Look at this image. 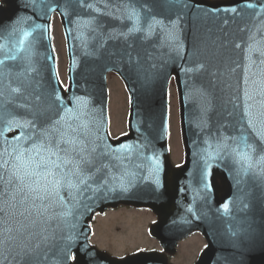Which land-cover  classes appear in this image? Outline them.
<instances>
[{"label":"water","instance_id":"95a60500","mask_svg":"<svg viewBox=\"0 0 264 264\" xmlns=\"http://www.w3.org/2000/svg\"><path fill=\"white\" fill-rule=\"evenodd\" d=\"M3 1L6 6H0V36L4 37L1 43L17 55V60H9L4 66L6 72L11 69V75H6L0 84L5 96L13 95L9 82L13 87L23 86L24 76L16 75L21 68H34L35 71L26 72L39 85L35 90L26 89L30 97L40 96L39 101L32 99V104L56 120L60 102L55 99V92H59L72 109L66 116L86 113L84 119L89 127L86 134L80 133V138L89 147L97 148L95 168L88 181L91 187L83 191L84 186H80L83 195L75 188L61 187L58 196L53 193L43 202L49 205L46 211L41 209L39 200L35 201V208L29 207L31 199L20 206L19 196L13 202L15 207L8 208L3 227H10L20 243H28L25 237L29 233L33 234L32 245L47 237V242L33 253V264H168L166 257L156 251L115 257L89 243L88 222L92 215L118 204L153 209L159 219L150 232L171 254L180 239L200 231L208 244L195 264H264V184L253 181L242 170L238 175V165L215 156L216 149L209 146L212 140L204 143L209 130L215 132L219 128L226 135L235 134L232 129L241 120L245 102L253 106L254 113L264 111L261 0H243L257 4L256 9L238 7L237 13L217 14H213V8L237 6L242 0H187L190 7L152 0L153 14L163 17L166 26L157 27L158 35L151 39L141 40L143 34L137 33L130 35L127 42L123 38H108L107 28L114 26V21L108 22L103 35H94L87 23V13L76 0ZM258 11L260 14L256 15ZM54 12L60 17L66 42L67 90L59 81L51 43ZM77 13L82 19L77 18ZM177 15L182 51L159 39L170 28L167 20L176 19ZM36 24L43 27L23 37V31H31ZM20 39L25 42L22 50L17 51ZM238 43L240 48L236 47ZM188 68L193 71L186 72ZM110 71L123 80L130 99L129 133L116 139L108 134ZM171 76L177 86L184 148L183 163L175 168L171 167L167 145ZM245 91L252 97L250 100L244 97ZM75 97L82 99L75 101ZM71 123L76 125L78 121ZM20 131L26 132L13 127L0 139L16 145L13 137ZM19 143L29 146L25 140ZM121 144L130 147L120 149ZM257 170H264V164L258 165ZM72 180L79 183L77 177ZM121 183L127 191L120 187ZM225 202L230 205L228 213L221 209ZM237 204L254 206L259 213L252 227L253 237L242 234L234 218ZM21 211L24 215L19 214ZM69 236L73 237L71 241ZM70 252L76 256L75 261L64 259ZM8 264L17 262L9 257Z\"/></svg>","mask_w":264,"mask_h":264},{"label":"snow or ice","instance_id":"6c2138e0","mask_svg":"<svg viewBox=\"0 0 264 264\" xmlns=\"http://www.w3.org/2000/svg\"><path fill=\"white\" fill-rule=\"evenodd\" d=\"M151 2L152 0H76L80 8L87 13L89 17L87 23L92 26L94 35H103L108 22L114 21L115 25L107 28L108 38L113 40L123 38L125 42L129 40L130 35L135 36L137 33L143 34L139 37L141 40L151 39L154 35H158L157 27L166 26L163 17L153 14ZM167 2L184 7L191 6L187 4V0H167ZM238 7L256 9L258 5L242 0L237 6L213 8L212 12L213 14L237 13ZM259 8L264 10V0H261ZM259 14V11L256 12V15ZM77 18L82 19L80 13H77ZM179 20L178 15L176 19H168L167 25H170V28L159 39L167 43L169 47L174 46L182 51L183 44L179 40ZM42 27L36 24L31 31H23V37L31 36L32 31ZM15 31L17 29H13V32ZM3 39L4 37H0V40ZM24 42V39L19 40L20 49L17 51L22 50ZM100 46L103 47L102 44ZM236 47L240 48L241 45L238 43ZM0 53H3L0 56V84H2L6 75H11V69L7 72L4 69L6 62L17 60V55L8 49L5 43H0ZM147 58L151 59V56L148 55ZM260 63L264 64V60H260ZM152 67L154 68L155 65L153 64ZM33 71H35L34 68L28 67L26 70L21 68L16 73L17 76H24V81L23 86L15 87L12 86V82H9L8 87L13 95L5 96L3 87H0V138H3L5 133L13 127L18 131L26 130V132L20 131L13 137L17 141L16 145H10L6 139H0V264H8L9 257L17 264H33V253L40 248L41 244L47 242V237H41L37 244L32 245L33 234L29 233L25 237L28 243H20L18 237L12 235L10 227H3L6 223L7 210L15 207L13 202L16 201L17 196L20 197L18 201L20 206L31 199L33 203L29 207L35 208L37 207L35 201L39 200L41 209L46 211L49 205L43 202L52 197L53 193L58 196L61 187L75 188L83 195V191L91 187L88 181L91 179L96 163L97 148L89 147L84 139L80 138V133L86 134L89 127V122L84 119L86 113L66 116L65 113H71L72 109L67 107V103L59 92H55V99L60 102L58 119L53 120L46 115V110L34 106L32 99L39 101L40 96L30 97L26 91L28 88L34 90L39 88V85L26 75V72ZM185 71L192 72L193 69L188 68ZM247 82L245 78L244 83ZM21 96L23 100L19 101ZM244 97L246 100L252 98L246 91ZM74 99L80 101L82 98ZM71 101L72 98H69V102ZM252 107L247 102L243 105L241 120L232 129L235 134L226 135L224 130L219 128L215 132L209 130L204 143L209 144L212 140L213 143L209 146L216 149L215 156L238 165L239 169H236L238 175L242 170L243 174L250 175L253 181L264 184V170H257L258 165L264 164V111L257 110L254 113L251 111ZM73 120L78 121V124L71 123ZM137 131L139 132V129ZM21 140H25L29 146L24 147L19 143ZM128 147L130 145H119L120 149ZM153 158L150 157V159ZM73 177L79 179L78 184L73 183ZM81 185L84 186L83 191L80 188ZM120 187L125 191L128 190L123 183ZM229 207V202L221 205L225 213H228ZM19 214L24 215V211ZM69 214L65 213V215ZM17 231L22 232L23 229H17ZM232 235L235 236L236 233ZM72 239L73 237H68L69 241ZM64 259L75 261L76 256L65 254Z\"/></svg>","mask_w":264,"mask_h":264},{"label":"rangeland","instance_id":"374dc122","mask_svg":"<svg viewBox=\"0 0 264 264\" xmlns=\"http://www.w3.org/2000/svg\"><path fill=\"white\" fill-rule=\"evenodd\" d=\"M52 27L56 51L59 58L58 70L60 71L62 80L66 81L65 69L67 68V60L62 29L56 19H54ZM111 75H108V91L110 94V101L108 104L110 120L109 131L112 137H116L125 130L128 100L121 81L116 76H113L115 74ZM170 93L172 94L170 100L169 123L171 159L174 162H179L182 158L183 150L181 145L178 104L174 84ZM132 213L136 212L129 210H116L109 212V210H107L103 213V216H96L92 241L99 247L107 248L115 254H122L125 251L130 252L139 247L154 245L153 243L151 244L149 236L144 234L147 228L145 222L146 220L148 221V219H151L152 215L147 211H139L136 214ZM202 244L200 235H193L188 239L186 238L182 240L179 245V253L174 261L187 263L192 259L191 255L196 253Z\"/></svg>","mask_w":264,"mask_h":264},{"label":"flooded vegetation","instance_id":"af4514ba","mask_svg":"<svg viewBox=\"0 0 264 264\" xmlns=\"http://www.w3.org/2000/svg\"><path fill=\"white\" fill-rule=\"evenodd\" d=\"M2 5L5 6V3L3 2V0H0V6H2ZM1 42H2V40H0V43ZM182 160H183V154H182V158H181V160L179 162H174L171 159V154H170V163H171L172 167H176V166L180 165ZM173 204H177V203H173ZM116 210H129V211H133V212H136V213H138L139 211H147V212H149V214L152 215V218L148 219V221L146 220L145 224H147V228H146L144 234L149 236V238L151 240V244L153 243L154 245H149V246H145V247H139V248H136V249H134V250H132L130 252L129 251H125L122 254H115V253L111 252L107 248L99 247L96 243H94L92 241L95 245H97L99 248L105 250L110 255L122 257V256L134 253V252L139 251V250H157V251L161 252L166 257L167 263H169V264H195L197 262L199 256H200V254L205 250V248H206L205 246L208 244L207 239L205 238V236L200 231H198V230L193 231L187 237V239L189 237L193 236V235H200V239L202 240V243H203L202 246L200 248H198L196 253L191 255L192 259L190 261H188L187 263L176 262V261H174V259L179 253V245H180L182 240L178 242L177 250L175 251V253L170 255L167 251H165V249L162 247L160 242L150 235V226L159 219V216H158V214L155 211L151 210L148 207H136V206H131V205H118L115 208L109 209V212L116 211ZM136 213H132V214H136ZM181 215H182V213H181ZM258 217H259V213H258L257 209L254 208V206L253 207H248L246 204H237V207H236V210H235V214H234V218H235L238 226L240 227V229L242 231V234L250 235L251 237H253L252 236L253 235L252 227H253V225L255 223H257ZM95 221L93 222V226L95 225ZM93 236H94V232H93ZM93 236H92V238H93Z\"/></svg>","mask_w":264,"mask_h":264}]
</instances>
